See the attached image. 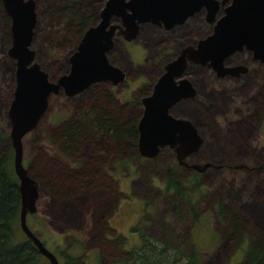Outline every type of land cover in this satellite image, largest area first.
<instances>
[{
	"label": "rangeland",
	"instance_id": "1",
	"mask_svg": "<svg viewBox=\"0 0 264 264\" xmlns=\"http://www.w3.org/2000/svg\"><path fill=\"white\" fill-rule=\"evenodd\" d=\"M71 1L92 13L102 0H33L36 22L31 48L34 50V61L47 73L50 81H54L69 68V57L80 39L70 38L76 29L72 24L69 28L73 30L69 31L65 15L57 13L61 6ZM5 14L0 0V129L9 133L8 110L16 85V67L15 59L8 55L12 34L11 21L6 19ZM151 33L149 28L143 30L148 55L160 48L154 43L160 36H151ZM181 45L182 40L176 39L166 49L176 51ZM122 47L133 53L130 44ZM114 48L118 52L115 50L112 60L119 63L128 75L132 74V69L136 70V65L131 67V58L143 63L138 66L139 71L150 76V70L155 67L151 57L142 60L141 56L135 57L133 53L129 58L120 45L115 43ZM232 58L239 59L242 55L236 54ZM243 59L249 65L250 73L238 82L228 79L216 82V78L204 69H201L199 76L191 72L187 77L196 84L200 98L201 111L196 125L202 136V145L186 158V162L207 163L209 166L203 172H198L176 165L183 177L193 172L200 173L195 195L192 194L190 200L179 205L176 203L180 207L177 211L176 204L173 207V199L162 191L167 166L176 164L173 152L164 149L158 156L148 160L134 154L132 167L113 174L117 186L108 182L101 185V181L97 180L93 188L80 189L83 198L88 200L82 202L79 211H75L79 212L78 216L73 212L75 215L70 221L72 227L65 229L70 222L61 220L60 212L54 209L52 196L39 183L44 179L45 172L50 173L46 165L51 164L61 169L67 168L64 170L68 171L66 173L69 176H79L72 174L68 168L77 159L53 156L49 147L37 140L41 138L46 141L52 136L53 126L50 122L56 108L65 110L64 101L69 107H86L100 100L101 95L96 92L82 93L69 100L63 96H49L47 109L39 125L22 141L23 164L30 176L36 177L32 178L39 192L36 206L38 211L28 215L27 224L43 244L56 254L60 263L63 261L60 252L66 249L72 257H76L78 263L83 258L82 264H127L131 252L141 244L140 233L135 231L138 227L145 235L159 242H165L172 235L173 246L184 243L187 251H190L192 245L196 246L202 255V264H241V247L245 243L229 238V220L227 216L217 217L216 209L221 204L231 212L230 217L237 226V234L243 227L241 221L244 222V241L245 237L249 239L264 234V67L252 62L246 55ZM238 62L244 64L241 60ZM145 81L149 83L147 78ZM137 85L141 87V83ZM122 86L115 93V101L119 107L126 108V117L133 119L134 110L126 101L130 91L124 90L125 83ZM171 111L175 115L194 118L195 108L192 102H180ZM81 149L85 166H90L91 162L97 163L99 157L85 152L89 150L86 142ZM107 149L111 153H106V166L110 165L113 154L112 148ZM126 154L132 155L130 150ZM56 173L53 172L52 176ZM119 235L124 239L122 245L117 241L119 238L116 239ZM24 240V233L16 229L12 242L20 243ZM48 263L46 257L39 258V264Z\"/></svg>",
	"mask_w": 264,
	"mask_h": 264
},
{
	"label": "water",
	"instance_id": "2",
	"mask_svg": "<svg viewBox=\"0 0 264 264\" xmlns=\"http://www.w3.org/2000/svg\"><path fill=\"white\" fill-rule=\"evenodd\" d=\"M11 20V46L8 55L15 59V89L8 118L9 139L13 148V169L18 178L20 194L19 227L49 264H61L56 254L48 249L27 224V216L37 210L39 195L36 181L23 164L22 141L37 126L45 113L49 96L63 89L66 95L81 92L97 80H123V72L112 66L106 57L116 26L109 25L112 15H121L127 31H135L137 22L183 18L205 5L208 17L224 5L226 0H107L99 23L90 27L69 57V70L56 81H50L45 71L34 61L31 48L36 22L33 0H1ZM129 9L131 13H127ZM170 17V18H169ZM168 18V19H167ZM174 19V18H173ZM243 46L253 50L255 57L264 56V0H231L213 32L200 40L196 48L185 47L179 56L168 63L164 74L155 84L151 95L143 99V113L137 123L138 150L145 158H154L160 148L170 147L176 153L179 165L203 172L209 164H189L185 156L199 149L202 138L192 123L169 113V108L194 90L187 79L178 83L174 77L181 75L187 60L211 61L224 73L238 68L223 67V59ZM264 61V58H262ZM223 74V73H221ZM240 167V166H239Z\"/></svg>",
	"mask_w": 264,
	"mask_h": 264
},
{
	"label": "trees",
	"instance_id": "3",
	"mask_svg": "<svg viewBox=\"0 0 264 264\" xmlns=\"http://www.w3.org/2000/svg\"><path fill=\"white\" fill-rule=\"evenodd\" d=\"M73 2H68L67 5L61 6L59 9V12L64 13L66 17V28L69 31L73 30L72 27L69 28L73 24V28L76 29L72 33L70 32L71 35L78 31L82 32L87 26L86 24L93 19L88 10L85 11L83 7ZM5 17L8 19L6 14ZM125 110L126 108L119 107L116 101L106 93L100 100L93 103V106L72 111L71 117H73L74 122L59 125L57 134L51 129V134L57 135L55 138L60 143L59 150L64 153L71 154L74 151L75 154H81L84 142H86L88 149L95 150L98 145H93L99 140L106 144L107 148L116 149L123 153L125 150L131 149V144L137 138L136 120L128 119ZM50 137L51 135L46 141L39 140L40 143H45L49 147V152ZM60 157L65 158L67 156L61 155ZM52 165H46L49 167L50 173H44L45 177L39 185L48 191L49 196H52L54 209L60 212L61 220L70 222L75 214L78 216L79 212L76 213L75 211H79L82 202H87L88 199L83 198V192L80 189L94 187L92 182L94 174L87 171L72 177V175H67L66 172L68 171L64 170L67 168L61 169L57 165ZM176 165L167 166L162 187L163 193L173 199V207L176 203L179 205L190 200L192 194L195 195L200 176V173L193 172L183 177ZM68 168L70 167L68 166ZM51 169L57 171L53 176L52 173L55 171H51ZM88 177H92V179L87 181L85 178ZM193 189L195 191H192ZM177 204L175 205L176 211L180 208ZM19 209L20 194L18 178L13 169V148L9 133L0 129V264H39V258L45 256L39 253L25 235L23 242H12V237L16 229L19 228ZM216 212L217 217L227 216L230 223L229 238L245 243V246L241 247L243 249L241 264H264V234L249 239L245 237L244 241V222L241 221L243 227L237 234V226L233 224L230 217L231 212L221 204L218 205ZM193 214L197 221L196 212ZM69 227H72L71 222L66 224L65 229ZM135 231L140 233L141 244L131 252V256L126 260L127 264H202V255L196 246L192 245L190 251H187L184 243L173 246L172 235L165 242H159L145 235L144 231L138 227ZM116 239L122 245L123 237L119 235ZM60 255L63 258L61 264L83 263V258L81 259L82 262L78 263L76 257H72V254L68 253L66 249L61 250Z\"/></svg>",
	"mask_w": 264,
	"mask_h": 264
},
{
	"label": "flooded vegetation",
	"instance_id": "4",
	"mask_svg": "<svg viewBox=\"0 0 264 264\" xmlns=\"http://www.w3.org/2000/svg\"><path fill=\"white\" fill-rule=\"evenodd\" d=\"M221 2L222 0H218ZM231 0H226L224 5H220L219 9L213 14V17L211 18L208 17V8L203 5L202 7L198 8L197 10H194L192 12H187L183 16V18L180 19H175L171 18L168 22H164V20H158V21H143V22H137V26L135 28V31H127L126 27L123 24V18L121 15H112L109 19V25L107 26V29L109 26L113 25L116 26L114 30V34L111 37V46L108 48L106 51V57L108 62L116 67L119 68L123 74H124V79L121 81H118L117 83H114L112 80H97L89 84L87 87H85L81 92L74 93L72 95H66L63 89H59L57 93L51 94L56 98L59 97H64L65 99H73L75 96L79 94H84V93H98L103 97L104 94H108L115 100V93L120 90L121 85L124 86V90L127 91L129 89L130 91V96L126 98V101L128 105L134 110V116L133 119L136 120L135 126H136V131H137V138L135 141L131 144V149L129 155L126 154L128 150H125L123 153L117 151L116 149L113 150V154H111V159L112 161L110 162V165L106 166L107 163L104 164L106 157L108 154L106 153H111V150L109 151L106 147V144L102 143L101 140L96 141V143L93 146H96V149H89L85 150V152H89L91 156H97L99 159L96 162H91L90 166H85L83 163L84 161L82 160L81 156L82 154H75L74 151L72 153H64L63 151L59 150L60 143H58V139L55 137L57 136V131L59 130L58 127L59 125H62L64 123H72L74 122L73 117H71V113L74 110H78L79 108H86V107H91L93 104H88L86 107H69L67 102L64 101V106L63 108L65 109L64 111L59 108H56L55 113L53 114L52 121L50 122V126L53 128V131L56 133L55 135H52L51 138V146H50V153L53 154V156H67V157H76V161H72V166H70L69 171L72 174H78V173H84L85 171H90L91 173L94 174L93 179L92 177L85 178L87 181H90L92 179V182L96 184V181H101V185L107 184H112V186H117V181L114 179V175L119 173L120 171L132 167L134 165V162L132 161V157L135 154L136 156L139 155V157L144 158L145 160L148 159H153V158H145L143 157L139 150H138V130H137V123L139 119L142 116L144 105H143V99L149 95L152 94L153 89L155 84L158 82L159 78L164 74L165 68L168 65V63L173 62L178 56L179 53L182 49L185 47H194L196 48L198 45V42L204 38H206L208 35H210L213 32L214 26L216 25L218 19L224 15V8L230 3ZM107 0H102L100 5L95 9V12H90L92 15L93 19L92 21H89L86 25V27L82 30V32L78 31L77 33L73 34L70 36L75 39L80 40L84 36L85 32L93 26H96L101 18V12L106 4ZM127 13H131L129 9H126ZM57 13H60L59 10ZM62 14V12H61ZM64 14V13H63ZM6 16L8 20L10 19L9 15L6 12ZM90 16V15H89ZM170 18V17H169ZM168 19V18H167ZM11 21V20H10ZM203 27L205 28L204 31H202ZM151 29L152 33L151 36L157 35L160 36V39L154 43H157L156 45L160 46V48L155 50L153 53L148 55L147 51L148 48L145 45V40L146 39L143 35V30L145 29ZM177 40H182V45L180 48H178L176 51H167L166 48H169L174 41ZM78 42V43H79ZM115 43L119 46H121L122 50L126 55L130 58L133 53H135V57L141 56L142 60H145L146 58L152 59L155 61V67L150 70V76L141 73L138 68V66L142 65L143 63H139V61L135 62L130 58L131 61V67H134L136 65V70L134 69L131 70L132 74L128 75L126 71H124L119 63H115L112 60V56H115L116 52H118V49L114 48ZM130 44L132 46V51L133 53L126 47H122V45ZM116 50V52H115ZM74 52V51H73ZM72 52V53H73ZM71 53V54H72ZM247 53V54H244ZM236 54L242 55V58L239 59H233L232 57ZM244 55L248 56V58H251V61L254 63H257L261 66L264 67V61H262L263 57H255V54L253 50L248 49L246 46H243L240 50H236L226 56L223 61H222V66L223 67H229V68H238L237 70H232L229 72L224 73L223 68L221 69H216L211 65V61L207 60L204 63L201 61H192V60H187V63L184 67V69L181 72V75L178 77H174V81L178 83L180 79H187L188 80V75H190L191 72H193L195 75L199 76L201 69H204L206 72H209L211 75H213L216 78V82H219V80L222 79H228V80H235L239 81L240 79H244L248 73H250V67L247 63H245ZM244 62V64L239 63L238 61ZM69 70L66 69L67 73ZM63 73V74H65ZM223 73V74H221ZM62 75V74H61ZM60 76V75H59ZM58 76V77H59ZM57 77V78H58ZM57 78L54 80L56 81ZM146 78L149 80V83L146 84ZM189 82L194 90L193 94L189 97H185L180 99L179 101L175 102L170 108H169V113L175 117H180L189 120L192 125L196 128L198 134L201 136V133L196 125L197 120L200 117V98L198 95V91L196 88V84L189 79ZM137 83H141V87H136L138 86ZM122 86V87H123ZM136 87V88H135ZM142 89H146V91H143ZM137 92V96L134 94ZM128 93V92H127ZM180 102H192L195 108L194 112V118H191L186 115H175L172 113L171 109L173 106ZM44 115V114H43ZM263 119V118H262ZM41 120V118H40ZM39 120V122H40ZM39 122L37 126L39 125ZM35 127V129L37 128ZM35 129H33L31 132H33ZM30 133V132H29ZM26 136V135H25ZM236 136V135H235ZM202 138V136H201ZM41 140V138L38 139V141ZM202 145V144H201ZM200 145V146H201ZM164 149L171 150L174 154V158L176 159V153L173 151L170 147L164 146L160 148L158 151L157 155L158 156L161 151ZM200 149V147H199ZM198 149V150H199ZM196 150V151H198ZM76 151V150H75ZM196 151L192 152L195 153ZM134 152V153H133ZM191 153V154H192ZM191 154H188L185 156V161L186 158L189 157ZM126 156V157H125ZM155 156V157H156ZM121 158H126L128 160H122ZM107 160V159H106ZM176 164L181 167H185L183 165H179L177 160ZM186 169H190L185 167ZM218 168V167H217ZM89 173V172H88ZM91 183V182H90ZM19 190V189H18ZM39 197V195H38ZM38 199V198H37ZM37 206V202H36ZM20 211V209H19ZM38 210H36L37 212ZM35 212V213H36ZM34 213V214H35ZM19 224V220H18ZM20 228V227H19ZM21 230V229H20ZM91 249H98L96 247H91Z\"/></svg>",
	"mask_w": 264,
	"mask_h": 264
}]
</instances>
